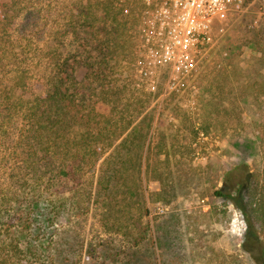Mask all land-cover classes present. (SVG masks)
<instances>
[{
	"label": "rangeland",
	"instance_id": "obj_1",
	"mask_svg": "<svg viewBox=\"0 0 264 264\" xmlns=\"http://www.w3.org/2000/svg\"><path fill=\"white\" fill-rule=\"evenodd\" d=\"M259 1L229 17L177 92L166 87L168 69L154 73L155 90L139 73L134 0H0V215H28L19 236L39 248L38 263L262 264L264 230L253 241L236 202L215 194L237 183L242 168L225 183L237 166L264 184ZM58 60L74 68L81 100L69 115L91 114L108 135L134 120L125 143L100 146L90 159L80 146L79 170L61 178L49 149L30 139V153L42 157L30 164L22 148L29 105L50 87ZM71 84L64 82L67 93ZM53 198L58 212L47 207Z\"/></svg>",
	"mask_w": 264,
	"mask_h": 264
},
{
	"label": "trees",
	"instance_id": "obj_2",
	"mask_svg": "<svg viewBox=\"0 0 264 264\" xmlns=\"http://www.w3.org/2000/svg\"><path fill=\"white\" fill-rule=\"evenodd\" d=\"M54 66V73L49 75L50 87L36 96L29 105L28 135L24 138L25 143L22 148L25 158H30V164L42 159V157L36 159L33 157V153H30L33 150L30 147L32 146L30 139L36 145L45 146L46 151L49 149L50 152L48 154L50 156L47 159L51 164V172L56 177L61 178L79 170L77 162L80 156V146H85V150L89 153L88 159H90L94 154L105 151L100 149V146H106L105 148L107 149L113 147L119 139H122L127 129L134 123V120L128 121L126 128H124V133L108 135L102 131V128L99 127V122L91 114L87 115L86 118L84 117L85 119H83V116L77 117L76 112L73 115H69V110L67 109L70 107L72 109L75 107L79 108L81 102L80 98L76 97L74 93L76 89L73 80L74 68L71 67L67 70L65 62L61 60H58ZM103 73L105 77V71ZM70 80L72 81L73 91L67 93L64 82L66 83ZM107 85L108 83H106L104 78L101 88H107ZM103 94H106V92H103ZM88 101L93 109H95V105H99L96 100L88 99ZM66 103L69 105H66ZM93 109H90V111ZM81 126H85V130H89L80 133ZM122 140L124 141L123 143L127 142L125 138ZM119 145L125 151H128V147L126 146V148L122 142ZM241 168L243 172L237 183H232L233 185L227 187L226 190H217L215 194L236 202L243 212L248 233L254 241L259 237V233L264 230V184L261 183L256 171L248 172L244 170L243 166H237L228 171L225 174V183L228 184L233 172ZM116 171L118 170L116 169ZM115 172L110 173L112 178ZM241 193L245 200H240L238 197ZM58 199L61 198H56V201ZM14 204L17 205V202L15 203L14 201ZM47 204V207L53 209L54 212H58L59 208L56 207L58 205L54 202V198L48 199ZM31 205L32 200L28 207ZM18 206L21 205L18 204ZM15 216L9 214L7 210H5L3 215H0V264H41L37 262L40 253L39 248L31 243V240H28L26 235L22 239L19 236L21 232L18 228L20 225L24 227L25 224L29 223L28 215L21 213L18 219ZM262 264H264V260Z\"/></svg>",
	"mask_w": 264,
	"mask_h": 264
},
{
	"label": "built area",
	"instance_id": "obj_3",
	"mask_svg": "<svg viewBox=\"0 0 264 264\" xmlns=\"http://www.w3.org/2000/svg\"><path fill=\"white\" fill-rule=\"evenodd\" d=\"M134 1L141 9L143 37L139 73L155 90L154 73L166 68V87L177 92L181 78L223 34L229 17L247 5V0ZM259 2L264 8V0Z\"/></svg>",
	"mask_w": 264,
	"mask_h": 264
}]
</instances>
